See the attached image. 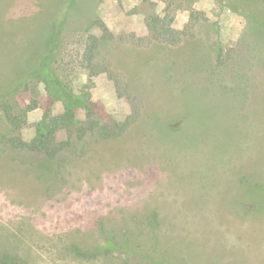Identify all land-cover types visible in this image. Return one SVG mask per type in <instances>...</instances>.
<instances>
[{
  "label": "rangeland",
  "instance_id": "obj_1",
  "mask_svg": "<svg viewBox=\"0 0 264 264\" xmlns=\"http://www.w3.org/2000/svg\"><path fill=\"white\" fill-rule=\"evenodd\" d=\"M253 18L264 0H0V256L264 264Z\"/></svg>",
  "mask_w": 264,
  "mask_h": 264
},
{
  "label": "trees",
  "instance_id": "obj_2",
  "mask_svg": "<svg viewBox=\"0 0 264 264\" xmlns=\"http://www.w3.org/2000/svg\"><path fill=\"white\" fill-rule=\"evenodd\" d=\"M252 21L254 22V25H255L257 30L264 31V20H259L257 18H253ZM151 31H152V34L154 35V37H157V38L158 37L160 38L161 35L162 36L166 35V33H157L156 29L154 27L151 28ZM155 35H157V36H155ZM54 38H55V35L52 36L50 44L53 43ZM51 61H52V56H50V57L47 56L45 59H43V62H42V65H41L42 68L39 69L38 75H40L43 78H45L46 76H48L49 74L52 73L51 72V67H50ZM89 105L94 110L103 112L105 114V108H104L103 105H101V104L99 105L96 102H90ZM71 121L72 120H68L67 122L71 123ZM178 128L180 129V127L172 126L173 130H177ZM78 252H80V251H78ZM17 261H19V259L17 257L9 255V254H3V255L0 256V264H15Z\"/></svg>",
  "mask_w": 264,
  "mask_h": 264
}]
</instances>
